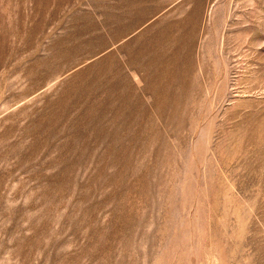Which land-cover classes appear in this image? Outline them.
Segmentation results:
<instances>
[{"label":"rangeland","instance_id":"obj_1","mask_svg":"<svg viewBox=\"0 0 264 264\" xmlns=\"http://www.w3.org/2000/svg\"><path fill=\"white\" fill-rule=\"evenodd\" d=\"M0 264H264V0H0Z\"/></svg>","mask_w":264,"mask_h":264}]
</instances>
